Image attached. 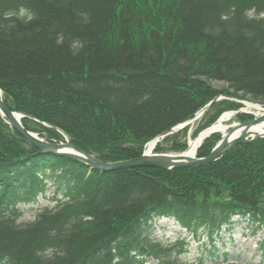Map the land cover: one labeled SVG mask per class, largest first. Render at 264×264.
<instances>
[{"label": "trees", "instance_id": "trees-1", "mask_svg": "<svg viewBox=\"0 0 264 264\" xmlns=\"http://www.w3.org/2000/svg\"><path fill=\"white\" fill-rule=\"evenodd\" d=\"M0 90L48 141L62 136L41 122L101 161L137 157L219 94L264 103V0H0ZM238 107L215 102L193 135ZM46 179L64 201L19 221L17 204ZM160 217L208 236L195 264H247L214 245L223 225L247 221L262 231L264 264V138L205 165L101 172L39 153L0 117V264H189L183 241L172 249L147 238Z\"/></svg>", "mask_w": 264, "mask_h": 264}, {"label": "water", "instance_id": "water-1", "mask_svg": "<svg viewBox=\"0 0 264 264\" xmlns=\"http://www.w3.org/2000/svg\"><path fill=\"white\" fill-rule=\"evenodd\" d=\"M214 101L215 100H212L209 104H207L202 111L208 108ZM0 114L9 120L12 129H14L25 142L37 148L40 153L46 152L66 155L88 165L91 169H96L99 171H111L136 167H157L171 170L176 167L187 166L191 164L203 165L220 158L228 149H230L235 144L252 141L258 137H264V133L254 134L253 136L248 134L250 126L255 123L264 121L263 112L261 115L257 117L255 116L251 120L240 123L235 127H229L221 140L213 147L210 153L203 158L185 157L183 155H141L136 158L125 159L121 161L102 162L95 159L93 156H91L81 148L75 146L73 143L66 139L64 140V142H47L44 139L39 138L36 134H32L31 132L27 131L21 125L18 119V117L21 118L24 115L18 114V117H16V113L8 110L1 98ZM238 128H242V131L237 137L233 138L232 134ZM167 133L168 132H165L163 133V135H166Z\"/></svg>", "mask_w": 264, "mask_h": 264}, {"label": "rangeland", "instance_id": "rangeland-1", "mask_svg": "<svg viewBox=\"0 0 264 264\" xmlns=\"http://www.w3.org/2000/svg\"><path fill=\"white\" fill-rule=\"evenodd\" d=\"M216 88H221L224 85L222 83H214ZM233 123H238L235 119V115L224 121L225 125H232ZM192 132V131H191ZM191 132L189 134H191ZM188 135L184 136L182 133L176 136L175 140L183 141L187 140ZM174 139H168L162 143L164 148H168ZM172 151L168 150L167 152ZM49 190L47 195L52 194L51 182H48ZM46 196L45 198L38 196V200L33 203L22 204L20 209L23 211L22 221L30 220L39 210L41 206L51 205L53 202ZM235 224L233 225L231 231L225 229V225L221 227L220 236L222 237L223 246L220 241H217L215 245L219 248V251H227L230 254L229 261L232 262L233 259H237L240 263L247 264H258L261 261L262 250H259L257 243L262 239V231L257 230L256 233H251L250 229L252 225L247 221H238L235 218ZM234 219V220H235ZM179 227L170 218H160L154 220L151 224V231L149 234L150 238L160 240L163 244H168L172 242L178 235ZM182 235L186 238L187 251L188 253L180 256L181 262L190 263L194 261L201 253L202 246L207 243V236L203 235L201 239H195L191 234L181 231ZM182 237V236H181ZM209 246V245H208ZM221 260V259H220ZM194 264V263H192ZM204 264H212L210 261Z\"/></svg>", "mask_w": 264, "mask_h": 264}, {"label": "bare ground", "instance_id": "bare-ground-1", "mask_svg": "<svg viewBox=\"0 0 264 264\" xmlns=\"http://www.w3.org/2000/svg\"><path fill=\"white\" fill-rule=\"evenodd\" d=\"M246 106L248 110L252 111L254 114L259 115L264 110L261 109V107L258 104H254L252 102L246 101ZM17 116V115H16ZM232 116L231 112H226L223 113L220 118L211 126L203 130L195 139H189L188 140V147L182 152V154L186 155L187 157L193 156L195 153V150L197 146L199 145V142L201 138L212 131H219L222 134L226 133V126L224 125V121L229 119ZM241 132V129H238L234 132L233 136H237ZM248 133L253 135V134H259V133H264V121L258 122L256 124H253L249 130ZM154 141H150L146 145V152L151 151V148L153 146Z\"/></svg>", "mask_w": 264, "mask_h": 264}]
</instances>
